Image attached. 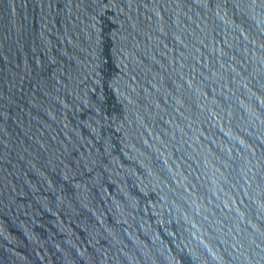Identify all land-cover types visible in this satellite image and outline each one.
<instances>
[{
    "label": "water",
    "instance_id": "1",
    "mask_svg": "<svg viewBox=\"0 0 264 264\" xmlns=\"http://www.w3.org/2000/svg\"><path fill=\"white\" fill-rule=\"evenodd\" d=\"M0 264H264V0H0Z\"/></svg>",
    "mask_w": 264,
    "mask_h": 264
}]
</instances>
